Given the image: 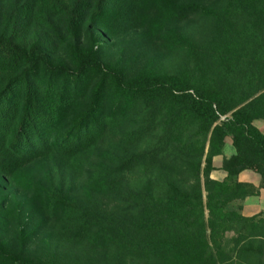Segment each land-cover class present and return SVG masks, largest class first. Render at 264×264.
<instances>
[{"label": "trees", "instance_id": "trees-1", "mask_svg": "<svg viewBox=\"0 0 264 264\" xmlns=\"http://www.w3.org/2000/svg\"><path fill=\"white\" fill-rule=\"evenodd\" d=\"M259 121L264 0H0V264H264Z\"/></svg>", "mask_w": 264, "mask_h": 264}, {"label": "crops", "instance_id": "crops-1", "mask_svg": "<svg viewBox=\"0 0 264 264\" xmlns=\"http://www.w3.org/2000/svg\"><path fill=\"white\" fill-rule=\"evenodd\" d=\"M260 123L261 121L255 122V126L261 131V133L264 134V128H261V126L258 125ZM227 141L229 142L230 148H229L228 153L226 152V155H225L224 147ZM224 147L222 150V155L215 157L212 162L215 170L211 173L210 177L211 179L216 180V181H222L225 178V173L222 170H220L223 159H227L235 153L234 149L231 146L230 139L225 140ZM238 181L240 183L250 184V185L257 187L259 185L260 178L257 174L253 172L244 171L238 176ZM231 205H234L236 208H239V211L242 216L252 217L260 213L261 211H264V190H262L260 192V195L257 197H248L244 199L243 201H235Z\"/></svg>", "mask_w": 264, "mask_h": 264}, {"label": "rangeland", "instance_id": "rangeland-1", "mask_svg": "<svg viewBox=\"0 0 264 264\" xmlns=\"http://www.w3.org/2000/svg\"><path fill=\"white\" fill-rule=\"evenodd\" d=\"M134 38H135V37H133L132 35L123 38V39H124V43H123V44L126 45L127 43H131V41H132ZM131 54H134V53H131ZM134 55H135V54H134ZM143 59H144V56H140V58H139V62L137 63V66H139L140 64L143 63V61H144ZM259 122H260V121H259ZM262 124H264V122L261 121V123L258 124V125L261 126V128H264V127H262V126H264V125H262ZM224 148H225V149H224V154L226 155V152L228 153L229 148H230V145H229V142H228V141H227V143H226V145H225ZM22 200H23L22 192H20L19 190H18V191L14 190V191L12 192V195L10 196L8 202L13 203V202H17V201H19V203H21ZM231 208H233V209H237L234 205H231ZM262 212H264V211H261L260 213H262ZM258 214H259V213H258ZM256 215H257V214H256ZM254 216H255V215H254ZM8 227L10 228V229H9L10 232H7V235H11L13 229L15 228V224H14V223H10Z\"/></svg>", "mask_w": 264, "mask_h": 264}]
</instances>
